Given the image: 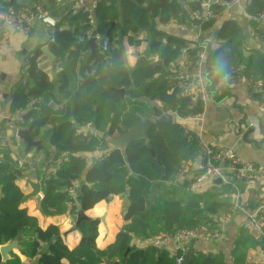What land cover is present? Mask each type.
Returning a JSON list of instances; mask_svg holds the SVG:
<instances>
[{"label": "trees", "instance_id": "1", "mask_svg": "<svg viewBox=\"0 0 264 264\" xmlns=\"http://www.w3.org/2000/svg\"><path fill=\"white\" fill-rule=\"evenodd\" d=\"M97 1L96 32L102 41L110 44L106 69L86 76L80 89L71 87L70 79L64 74L56 94L55 85L39 66L42 54L39 51L29 59L27 78L14 91L11 112H24L22 120L13 123L14 127L26 130L34 123L31 138L46 141L40 151L45 159L43 169L25 160L20 161L19 166V157L17 159L9 148H0V246L30 230L35 237L22 244V254L34 259L44 252L39 264H65L66 261L69 264H103L104 257L120 264H226L223 254H206L191 245L172 256L165 249L153 245L140 248L133 243L136 239L152 240L182 230H213L215 216L228 209L221 196L231 193L229 188L210 195L212 200L207 194L189 199L179 198V189L172 184L200 153V142L193 132L176 122L163 127L162 131L154 127L149 131L148 143L137 140L125 152L113 149L93 163L88 161L89 155L105 148V136H121L139 122V114L152 115L146 98L160 102L164 113L180 118L204 111L205 105L201 102L194 105L184 96L181 83L175 81L182 55L191 59L190 69H193L199 48L189 49L186 40L157 31L156 23L165 25L176 21L190 26L192 14L202 13L201 4L208 0H121V16L117 7L119 0ZM230 1L211 0L209 11L219 18L226 10L225 3ZM56 2L47 0V5L51 6L49 10H53ZM263 12L264 0H251L246 6L251 25L260 39L264 38V31L263 23L258 19ZM218 18L203 21L202 27L215 26ZM65 22L68 25L63 28ZM88 22V14L83 10L72 11L63 22L54 26L53 41L49 46L51 52L75 66L87 50V42H81L80 36L84 35ZM145 29L152 33L150 47L146 54L139 56L131 71L125 49L121 48V33H125L130 45H139L133 36ZM241 33V26L234 20L225 21L217 32V40L223 41L224 45L209 56L213 72L209 77L210 81L215 79L216 85L243 65L238 53ZM151 54H159L163 65L154 66ZM250 70H259V77L263 79L264 60H251ZM247 74L250 78L254 76ZM216 85L209 86L214 95L218 94ZM121 89L125 91L123 95L116 91ZM254 97L264 104L261 94H254ZM52 102L60 108L53 109ZM156 158L162 163L164 174ZM32 168L38 178L45 176L41 186L44 192L41 207L45 215H62L69 204L70 216L77 217L79 207L87 212L102 201L111 202L115 196L123 197L126 224L115 243L104 251L98 249L99 220L80 224L82 239L74 250L66 246L58 226L52 225L46 230L40 228L38 221L21 208L26 196L16 184L20 174ZM152 194H159L155 202L151 200ZM14 260L21 264L19 258ZM6 263L0 253V264ZM233 264H243V259L234 258Z\"/></svg>", "mask_w": 264, "mask_h": 264}, {"label": "crops", "instance_id": "2", "mask_svg": "<svg viewBox=\"0 0 264 264\" xmlns=\"http://www.w3.org/2000/svg\"><path fill=\"white\" fill-rule=\"evenodd\" d=\"M36 1L40 3L47 15L38 16L29 34L18 32L14 28L0 23V39L4 31L8 30L9 32L8 39L0 44V148H9L17 159L19 157V166H21L20 161L25 160L30 165L35 163L40 167L39 169H43L44 154L37 152V148L28 153L27 145L18 137V131L20 130L14 127L13 123L22 120L24 112H11L14 91L27 78L26 72L29 68V59L35 53L42 52L39 58V66L55 85L57 94V89L61 85L64 74L70 79L71 87L80 89L86 76L96 75L100 72L98 68L95 69V66L103 67L107 57L104 55L105 53H102L99 46L101 60L90 59L91 50L87 47L78 63L72 66L66 58H57L50 50L49 46L52 41L54 26L63 22L72 11L79 10L80 0H57L52 11L49 10L51 6L47 5V0H0V20H3V15L11 5L22 14L29 11L34 12ZM120 1H118L117 7L121 16ZM84 2L95 17L98 1L84 0ZM249 2L251 0L247 3L232 4L226 7L222 16L218 18L216 25L208 29L202 27L203 21L193 18L194 13L191 16L192 24L190 26L176 21H171L165 25L159 22L156 23L157 31L170 37L186 40L189 49L196 45H206L210 52L224 45L223 41L217 40L216 35L225 21L234 20L242 28L238 53L240 59H243V65L236 68L239 72L231 80L229 78L232 76L228 75L223 77L218 85H216L215 79L210 81V86L213 84L217 86L218 94H213L212 98L210 94V98L204 106L203 119L199 121L174 115L175 122L193 132L198 137L201 146L198 156L184 167L177 180L172 183L173 186L179 189L178 197L191 199L207 194L208 199L212 200L213 198L210 195L223 191L225 188L231 190V193H224L221 196L223 203L228 204V209L215 216L216 226L213 230H206L208 232L218 231L219 236L193 240L188 246L191 245L206 254H223L226 258V264H233L234 258L243 259V264H264V247L262 246V244L264 245V210L259 216L262 218L261 227L254 228L250 225L252 211L264 207V179L257 178L249 184V178L240 179L235 176L240 167L224 160L214 162L215 165L224 169V179H220L222 184L216 183L219 180L218 178L205 179L201 182L196 181V178L204 172L202 166L207 162L205 156L207 148L212 150L231 149L241 162L251 164L258 170L264 169V104L254 97V94H261V99L264 100V78L259 77L261 76L259 70H250L251 60H264V38L260 39L257 30L251 25L250 17L246 13V6ZM198 21L201 23L197 25L196 22ZM67 25V22H65L63 28ZM180 25H184L183 28ZM262 29L264 31V24H262ZM89 40L91 38L85 37L84 41L88 42ZM133 40L134 42L138 41L139 45H130L127 39L124 38V52L126 53L128 69L131 71L135 69L139 56L148 52L152 33L147 29L142 30L133 36ZM97 44L99 45L98 42ZM47 46L50 54L43 52V48ZM210 52H208L209 56ZM150 60L153 65L156 62H162L159 54H151ZM178 63L179 67L177 68L180 71L190 69L191 59L187 57ZM209 70L213 74L211 66ZM247 73L255 77L250 78ZM175 81L177 84L179 83L178 80ZM154 103L160 109L162 108L160 102L154 101ZM250 128L254 129L251 134ZM41 140H43L42 146H45L46 141ZM108 151L109 149L105 148L99 150L94 155H89L88 161L93 163ZM17 172L20 174V170H17ZM44 179L45 176L43 175L40 178L37 177L34 168L25 174H20L16 184L26 196L21 208L26 209L28 215L35 218L39 227L44 230L52 225L58 226L64 243L70 250H74L79 246L82 239L79 228H76L77 217L70 216L71 206L69 204L66 213L62 215L54 216L43 213L41 206L44 192L41 186ZM192 186L193 190H191ZM37 187H39V192H36ZM225 195H238V198L237 200L232 197L225 198ZM39 196L42 197L40 201H38ZM157 196L155 201L159 198V194ZM124 202L123 197L115 196L111 202L102 201L93 209L85 212L92 220H99L100 222L98 226L99 236L96 240L98 249L104 251L114 244L117 235L126 224L123 218ZM103 217L106 218L105 223L101 221ZM255 230L258 235L253 233ZM34 237L30 230L22 234L18 239V249L10 252L8 259L3 262L10 261L9 264H16L14 259L19 258L21 264H32L35 258L32 259L22 254V244L31 241ZM133 243L140 248H148L152 245L151 240L144 239H136ZM164 249L170 255L175 256L176 252L179 251L178 243L172 240ZM65 264L69 263L66 261Z\"/></svg>", "mask_w": 264, "mask_h": 264}, {"label": "built area", "instance_id": "3", "mask_svg": "<svg viewBox=\"0 0 264 264\" xmlns=\"http://www.w3.org/2000/svg\"><path fill=\"white\" fill-rule=\"evenodd\" d=\"M250 0H231L228 3H225L226 7L232 4H243L247 3ZM211 0L205 3H202V8L204 11L202 13H194L193 18L201 21H206L209 19H217L218 17L212 12L209 11V6H211ZM79 10H83L84 13L88 14L89 24L88 28L85 30V34L80 36V41L83 42L85 37L88 39L94 38L100 46L102 53H108L110 50V44L108 41H102V38L97 34L96 27L97 22L95 20L93 12L85 5L84 0L79 2ZM78 10H74L76 13ZM47 15L43 10L42 6L38 1L34 3V12H27L26 14L20 13L14 6H10L6 13L3 15L4 24L8 27L14 28L18 32L29 34L34 27V24L38 16ZM259 21L264 24V12L260 15ZM184 25H180L183 28ZM9 32L4 31L2 38L0 39V44L8 39ZM85 36V37H84ZM53 41V39H52ZM192 48H199L197 54L196 65L193 69H184L179 72L177 80L181 83V88L185 97H188L190 101L195 105L198 102L203 103L204 105L210 98V77H209V53L210 50L208 46L196 45ZM186 53V51H185ZM186 55L183 54L181 60L186 59ZM239 70H234L229 79H233L238 74ZM233 85V83H231ZM264 110V109H263ZM192 119L202 120L203 112L195 116L189 117ZM205 156L207 157V162L202 166L204 170L203 174L199 176L196 181L201 182L205 179L218 178L224 179V169L220 166L215 165V161H224L228 160L234 165L240 167L238 173L235 174L237 178H249L248 183L251 184L257 178L264 179V169L258 170L251 164H245L241 162L236 153L231 149L226 150H212L206 149ZM193 190V186L191 187ZM235 198L237 200L238 195H225V198ZM237 206V203H236ZM264 210V207L257 208L252 211L250 214V225L254 228H260L262 223V218L259 217ZM218 231L214 232H203L199 230H182L174 235H160L154 237L151 242L155 248L164 249L168 243L172 240H175L178 243V249L182 250L188 246L191 241L199 240L209 237H218Z\"/></svg>", "mask_w": 264, "mask_h": 264}, {"label": "water", "instance_id": "4", "mask_svg": "<svg viewBox=\"0 0 264 264\" xmlns=\"http://www.w3.org/2000/svg\"><path fill=\"white\" fill-rule=\"evenodd\" d=\"M0 23L4 25V21L1 19ZM201 22L198 21L196 24H200ZM124 38L125 33H121V48L122 50L125 49L124 46ZM87 47L91 50L90 59H98L100 60V53H99V45L97 44L96 40L93 38L87 42ZM43 52L46 54H50L48 46L43 48ZM53 56V55H52ZM154 65H162V62H156ZM210 67V66H209ZM209 75H212L211 71L209 72ZM117 92L121 93L122 95L125 93L123 89L116 90ZM213 93H211V98L213 97ZM151 110L152 115L150 116H144V115H138L139 116V122L132 128H130L126 133H124L121 136L118 137H112V136H105V148L109 150L113 149H120L122 151H126L130 144H132L134 141L137 140H144L146 143L149 142V131L152 128H156L158 131H162L163 127L167 125H171L175 123L174 115L171 113H164L156 104L151 101L150 99L146 98ZM50 106L58 110V106H56L54 103H51ZM34 130V123L26 130H20L18 131V137L24 141V143L27 145V151H29L31 148H37V152H40L43 149V140H33L31 138V133ZM250 134L254 132L253 128H250ZM255 143V142H254ZM153 156H155L154 152L152 151ZM156 161L159 163V165L162 168L163 174L165 172V169L162 165V163L159 161L158 158H156ZM163 181H165V177L163 176ZM217 184H222V180H217ZM157 194L151 195L152 202H155V199L157 198ZM41 196H39L38 201L41 200ZM83 221H92V218L87 216L85 212L82 210L81 207L78 208V214H77V222H76V228L78 229L80 227V224ZM103 223L106 222V218L103 217L101 219ZM255 235H258L257 231L253 232ZM20 239V237L18 238ZM14 240L13 242L4 245L0 248V253L2 256L3 261H6L9 257L10 252L13 250L18 249L19 247V240ZM44 252H41L38 254L32 264H39L40 259L42 257V254ZM103 264H120L119 262H111L108 257H104L102 259Z\"/></svg>", "mask_w": 264, "mask_h": 264}, {"label": "rangeland", "instance_id": "5", "mask_svg": "<svg viewBox=\"0 0 264 264\" xmlns=\"http://www.w3.org/2000/svg\"><path fill=\"white\" fill-rule=\"evenodd\" d=\"M104 55H106V57H107L108 54H104ZM98 65H100V63H98ZM106 67H107V64L104 62L103 63V67H101V66H99V67L98 66H95V69L98 68V70H101L102 69L101 71H103L104 69H106Z\"/></svg>", "mask_w": 264, "mask_h": 264}]
</instances>
